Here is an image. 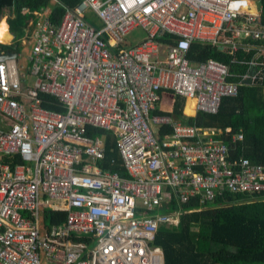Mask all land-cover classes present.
Instances as JSON below:
<instances>
[{
  "label": "built area",
  "instance_id": "built-area-1",
  "mask_svg": "<svg viewBox=\"0 0 264 264\" xmlns=\"http://www.w3.org/2000/svg\"><path fill=\"white\" fill-rule=\"evenodd\" d=\"M238 3L80 0L59 26L35 13L27 56L34 87L20 74V53L0 61V264H165L158 231L179 228L192 198L205 206L226 193H264V166L232 158L215 139L221 132L154 114L167 92L194 102L195 114L215 115L243 81L264 79L263 49L239 62L255 70L239 84L228 65L187 57L195 42L232 54L246 46L240 40L264 41L256 0ZM138 28L147 38L128 43ZM13 53L0 46V57ZM43 95L61 111L43 108ZM90 127L114 135L128 177L98 167L106 149ZM160 129L170 133L159 137ZM243 140L233 136L234 148ZM44 208L66 216L41 234Z\"/></svg>",
  "mask_w": 264,
  "mask_h": 264
},
{
  "label": "trees",
  "instance_id": "trees-1",
  "mask_svg": "<svg viewBox=\"0 0 264 264\" xmlns=\"http://www.w3.org/2000/svg\"><path fill=\"white\" fill-rule=\"evenodd\" d=\"M80 0H0V20L8 11L7 23L10 31L16 35L11 45L0 46L9 52H20V40L24 39L28 22L36 18V12L49 11L50 22L59 26L66 8H74ZM264 23V0H259ZM4 20V19H3ZM1 20V22L3 21ZM0 22V24H1ZM3 28V27H2ZM31 36V35H30ZM158 41L167 44L166 34ZM7 42V41H6ZM5 42V43H6ZM126 44L125 47H129ZM193 64L209 59L229 64L230 57L208 44L195 42L187 55ZM229 70L239 72L236 64L229 65ZM264 72V67H263ZM43 108L61 111L56 99L42 96ZM185 101L174 98L170 93H160V111L155 115L169 117L184 125H195L203 130L221 132L216 140L228 145L232 158L242 157L264 166V80L241 87L238 97L224 99L217 114H198L195 118L184 116ZM185 113L194 114V102H189ZM153 114V115H154ZM169 130L160 129L159 137L169 134ZM243 134L244 140L235 145L232 137ZM87 135L104 138L105 159L100 162L104 169L117 171L123 177L128 173L122 165L117 139L110 132L87 128ZM5 162L11 161L8 156ZM21 163L19 158L12 160V166ZM246 193H226L213 203L200 205L198 199L192 198L182 208L174 202L173 206L183 209L179 228L161 227L155 245L162 248L165 264H264V197ZM172 206V208H173ZM45 219L51 224L62 221L65 213L45 211ZM234 249V250H229Z\"/></svg>",
  "mask_w": 264,
  "mask_h": 264
},
{
  "label": "crops",
  "instance_id": "crops-1",
  "mask_svg": "<svg viewBox=\"0 0 264 264\" xmlns=\"http://www.w3.org/2000/svg\"><path fill=\"white\" fill-rule=\"evenodd\" d=\"M55 1H57L58 2V0H55ZM6 13H8V11H6ZM46 13V15H47V17H48V15H49V11H46L45 12ZM251 13H255V14H260L261 15V22L263 23V21H262V10H261V7H260V5H259V0H256V3H255V6H254V8H252L251 9ZM5 15H7L6 17H7V19H8V14H5ZM4 15V16H5ZM3 16V17H4ZM36 16V15H35ZM3 17L1 18V20L3 19ZM37 16H36V18L34 19V20H30L29 22H28V25L29 26H27L28 27V29H27V33H26V35L24 36V39H23V42L24 41H26L27 42V44H24V45H31L32 44V35H33V32H34V30H35V22L37 21ZM6 23H7V21H6ZM264 24V23H263ZM7 25H8V23H7ZM8 32H11L10 31V27H9V25H8ZM12 33V32H11ZM8 34V33H7ZM31 35V36H30ZM16 36V35H15ZM16 39H17V37H16ZM16 40H14L13 42H11V44H13L14 42H15ZM11 44H9V45H11ZM240 44H242V45H246L245 47H240L241 49H238V43H237V49H236V51L234 52V53H229L227 50V48H223L222 49V47H216L219 51H221V52H224V53H226L229 57H230V62H229V64H226V65H232V64H236V65H238L239 67H241L240 68V71L239 72H233V71H230V73H232L233 74V76L231 77V81L232 82H235V83H240L242 80H241V76H243V75H245V74H250V72L252 71L251 70V68L249 67V65L248 64H243V65H241V64H239V62L240 61H243V62H249L253 57H254V55L260 50V49H263L264 50V41H255V40H240V42H239V45ZM31 47V46H30ZM248 47H250L251 48V50H250V52H249V50H248ZM232 61H233V63H232ZM224 64V63H223ZM230 69V68H229ZM264 80V79H263ZM263 80H262V82H263ZM243 87H248V85H246L245 84V81H243ZM252 85H254V84H251V85H249V87H252ZM188 103L189 102H185V107H184V111H185V109L187 108V105H188ZM194 114H195V112H194ZM198 114H195V116H193V117H189V118H195L196 116H197ZM185 116V115H184ZM187 117V116H186ZM210 131V130H209ZM112 134V133H111ZM113 135V134H112ZM93 137H100V136H93ZM113 137H114V135H113ZM102 138V137H101ZM103 139V141L105 140L104 138H102ZM105 146V145H104ZM106 149V148H105ZM122 157V156H121ZM123 160V159H122ZM100 162H102V161H100ZM100 162L98 163V167H100V168H103L102 166H100ZM122 165L124 166V163H122ZM124 168H125V166H124ZM104 169V168H103ZM126 169V168H125ZM105 170V169H104ZM110 170V169H109ZM112 171V170H111ZM127 171V170H126ZM113 172H117V171H113ZM119 173V172H118ZM128 173V172H127ZM119 175H120V173H119ZM121 176V175H120ZM121 177H123V176H121ZM263 197H264V195H263ZM45 211H51V212H53V213H65V211H55L53 208H44L43 210H42V212H41V217H40V223H39V225H40V231H41V234H45V233H47L49 230H50V228L51 227H53V226H55V225H61L62 223H64V221H65V217L63 218V220L62 221H59V222H57V223H53V224H51L50 223V221H48V220H46L45 218ZM26 217H30L29 215H25ZM65 216H66V213H65ZM41 218H43V223H41ZM181 224V223H180ZM168 228V227H167Z\"/></svg>",
  "mask_w": 264,
  "mask_h": 264
},
{
  "label": "rangeland",
  "instance_id": "rangeland-1",
  "mask_svg": "<svg viewBox=\"0 0 264 264\" xmlns=\"http://www.w3.org/2000/svg\"><path fill=\"white\" fill-rule=\"evenodd\" d=\"M8 14V13H6ZM7 15H5L3 17V19L5 21H7ZM2 19V20H3ZM147 38V33L146 31H144L141 28H138L136 30H134L128 37H127V41L130 44H138L140 43L142 40H145ZM10 41V40H9ZM19 42H21L20 45V59H19V64H20V74L23 75L24 77L27 78L28 83H29V87L33 88L34 87V83H35V78L29 75V69H28V63H27V56L30 53V49H31V45H24L27 44L26 41L23 42V40H20ZM186 110V109H185ZM184 115L187 117H193L195 116V114H193L192 116H189L185 113L184 111ZM41 223H43V218H41ZM229 250H234V249H229Z\"/></svg>",
  "mask_w": 264,
  "mask_h": 264
},
{
  "label": "water",
  "instance_id": "water-1",
  "mask_svg": "<svg viewBox=\"0 0 264 264\" xmlns=\"http://www.w3.org/2000/svg\"><path fill=\"white\" fill-rule=\"evenodd\" d=\"M0 22H1V20H0ZM8 35L10 37V39H9L10 41L8 40L5 43L7 45L11 44V42H13L14 40H16V36L13 33L8 32ZM17 57H18V54L17 53H13V54H10L8 56H2V57H0V61H3L5 59H7V58H17ZM254 73H255V70H252L250 72V75L252 76ZM245 84L248 85V87H249V85H251V82L249 80H246L245 81ZM0 194H1V176H0ZM0 211H1V201H0Z\"/></svg>",
  "mask_w": 264,
  "mask_h": 264
},
{
  "label": "bare ground",
  "instance_id": "bare-ground-1",
  "mask_svg": "<svg viewBox=\"0 0 264 264\" xmlns=\"http://www.w3.org/2000/svg\"><path fill=\"white\" fill-rule=\"evenodd\" d=\"M5 27H3V25ZM0 24V42L5 43L6 41H8L10 39L9 35L7 34L8 31V25L6 23V21L4 20L3 23ZM3 27V28H2ZM191 102V101H190Z\"/></svg>",
  "mask_w": 264,
  "mask_h": 264
},
{
  "label": "clouds",
  "instance_id": "clouds-1",
  "mask_svg": "<svg viewBox=\"0 0 264 264\" xmlns=\"http://www.w3.org/2000/svg\"><path fill=\"white\" fill-rule=\"evenodd\" d=\"M246 3H247V0H239V3L238 4H234L233 8H237L240 5H246Z\"/></svg>",
  "mask_w": 264,
  "mask_h": 264
},
{
  "label": "flooded vegetation",
  "instance_id": "flooded-vegetation-1",
  "mask_svg": "<svg viewBox=\"0 0 264 264\" xmlns=\"http://www.w3.org/2000/svg\"><path fill=\"white\" fill-rule=\"evenodd\" d=\"M4 21V20H3ZM3 21L1 22V24L3 23ZM3 25V24H2ZM3 27H5L4 25H3Z\"/></svg>",
  "mask_w": 264,
  "mask_h": 264
}]
</instances>
